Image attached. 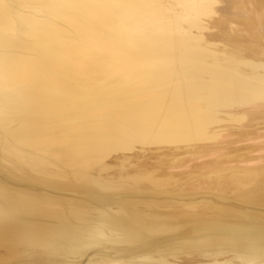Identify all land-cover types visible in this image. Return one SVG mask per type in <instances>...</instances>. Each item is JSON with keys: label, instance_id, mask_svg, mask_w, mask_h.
<instances>
[{"label": "bare ground", "instance_id": "1", "mask_svg": "<svg viewBox=\"0 0 264 264\" xmlns=\"http://www.w3.org/2000/svg\"><path fill=\"white\" fill-rule=\"evenodd\" d=\"M0 264H264V0H0Z\"/></svg>", "mask_w": 264, "mask_h": 264}]
</instances>
